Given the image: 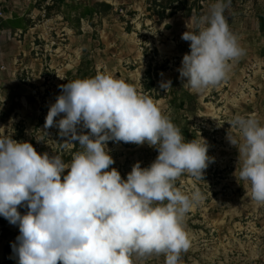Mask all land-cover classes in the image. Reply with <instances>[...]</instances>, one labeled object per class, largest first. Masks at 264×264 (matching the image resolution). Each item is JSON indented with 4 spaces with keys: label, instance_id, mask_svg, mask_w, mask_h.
I'll return each mask as SVG.
<instances>
[{
    "label": "rangeland",
    "instance_id": "1",
    "mask_svg": "<svg viewBox=\"0 0 264 264\" xmlns=\"http://www.w3.org/2000/svg\"><path fill=\"white\" fill-rule=\"evenodd\" d=\"M64 1L68 8L56 0H0V22L9 8L34 6L28 33L16 36L0 31V135L12 134L17 141L30 142L40 154H58L70 163L81 150L78 141L65 144L58 128L44 129L49 105L61 92L59 86L97 73L123 79L153 98L186 141L204 138L209 156L215 158L203 180L184 173L175 182L189 196L198 189L204 197L183 218L191 247L181 254V264H264V206L250 199V183L239 179L238 149L226 139L228 130L237 133L227 123L236 115L255 116L264 126V58L252 45H262L253 14L264 11V0H230L224 15L246 54L231 62L225 81L200 92L189 90L179 78L177 69L190 52V42L181 36L205 27L203 18L217 0H199L197 29L195 12L179 9L181 2ZM74 4L77 11L70 9ZM19 10L15 11L23 12ZM92 10L89 19L78 23L79 14ZM62 13L69 14V22ZM167 80L174 95L160 88V82ZM107 147L115 161L111 167L125 179L136 162L147 167L158 155L147 144L109 141ZM18 211L25 214L27 209ZM19 234L18 225H0V264H17L12 245ZM135 264H165V257L152 256Z\"/></svg>",
    "mask_w": 264,
    "mask_h": 264
},
{
    "label": "clouds",
    "instance_id": "2",
    "mask_svg": "<svg viewBox=\"0 0 264 264\" xmlns=\"http://www.w3.org/2000/svg\"><path fill=\"white\" fill-rule=\"evenodd\" d=\"M229 4L217 0L203 18L206 26L181 36L190 52L177 71L191 91L225 81L231 62L246 54L224 15ZM59 87L44 129L58 128L65 144L78 141L81 150L70 163L0 135V216L19 227L12 245L17 264H135L161 254L165 264H181L191 247L183 218L204 197L198 189L189 196L175 182L184 173L203 180L215 161L206 140L186 141L153 98L110 74ZM171 87L170 80L160 82L165 92ZM227 123L237 130H228L226 139L242 160L239 179L264 206V126L252 115ZM109 141L147 144L158 155L147 167L136 162L125 179L111 167Z\"/></svg>",
    "mask_w": 264,
    "mask_h": 264
},
{
    "label": "trees",
    "instance_id": "3",
    "mask_svg": "<svg viewBox=\"0 0 264 264\" xmlns=\"http://www.w3.org/2000/svg\"><path fill=\"white\" fill-rule=\"evenodd\" d=\"M63 1L64 0H56V2H58L59 4H61ZM170 1L175 2V3L181 2L182 6L178 5V8L182 9V10H187L188 13H191L192 11L195 12L194 20H195V25H196V29H197L198 26H199V21H200V18H199L200 8L198 6L199 0H193L188 7H187L188 0H170ZM92 14H93V10L88 12V13H85V14H80L78 16V18H77L78 23L80 22L81 19H84L86 17H90V16H92ZM62 15H63V18L66 19V21L68 22L67 18L65 17V14L62 13ZM253 17L255 19V23H256V26H257L258 33L260 35H262V45L259 44L257 46L256 43H254L252 45L256 48V54L259 57L264 58V11L255 12L253 14ZM84 77H80V79H83ZM168 95L169 96L174 95V88L171 87L169 89V94ZM182 95L184 97H187V98L191 97V96L187 95L186 92H182ZM173 123L175 124L174 121H173ZM175 125L177 126V124H175ZM182 131H184V129ZM185 132H186V130H185ZM5 223H9L8 220L0 217V225H1L2 228L4 227Z\"/></svg>",
    "mask_w": 264,
    "mask_h": 264
},
{
    "label": "crops",
    "instance_id": "4",
    "mask_svg": "<svg viewBox=\"0 0 264 264\" xmlns=\"http://www.w3.org/2000/svg\"><path fill=\"white\" fill-rule=\"evenodd\" d=\"M65 3H66V6L68 5V1H66V2L63 1L61 3L62 6L65 5ZM67 8H68V6H67ZM19 9H21V10L23 9V12L18 13L15 11V10H19ZM47 9H50V8H47ZM70 9H72L73 11H75V10L77 11L78 8H76V6L74 4L73 6L70 7ZM87 9L88 8H86V10ZM33 10H34L33 3H29L26 6H24L23 8H18V7L17 8L16 7L9 8V10H7L8 12L4 16L3 20H1V22H0V31L10 32V33L11 32H13V33L21 32L25 35V33H28V30H30L31 23L33 22L32 16L30 15V12H32ZM81 14H85V12H82ZM65 17L67 18V20L69 22L70 21L69 14H66ZM90 17H86V18L81 19V20L89 19Z\"/></svg>",
    "mask_w": 264,
    "mask_h": 264
},
{
    "label": "built area",
    "instance_id": "5",
    "mask_svg": "<svg viewBox=\"0 0 264 264\" xmlns=\"http://www.w3.org/2000/svg\"><path fill=\"white\" fill-rule=\"evenodd\" d=\"M19 34H22V33H21V32H18V33H14V35H16V36H17V35H19Z\"/></svg>",
    "mask_w": 264,
    "mask_h": 264
}]
</instances>
